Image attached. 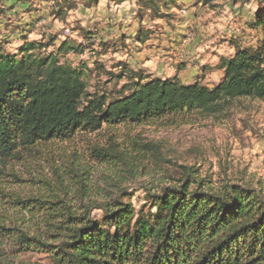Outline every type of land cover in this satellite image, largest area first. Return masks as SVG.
<instances>
[{
	"label": "trees",
	"instance_id": "obj_1",
	"mask_svg": "<svg viewBox=\"0 0 264 264\" xmlns=\"http://www.w3.org/2000/svg\"><path fill=\"white\" fill-rule=\"evenodd\" d=\"M136 1L139 17L146 11L159 17L160 4H176ZM199 1L213 6L215 0ZM254 3L253 16L244 22L254 41L228 40L232 52L219 57L223 74L211 87L198 80L184 84L176 75L160 79L120 71L117 76L127 82L119 89L91 92L82 70L58 57L60 51L83 49L62 41L56 53H40L47 44L25 42L9 53L0 42V182L8 176L22 180L12 172L15 166L103 128L215 116L236 100L264 99V0ZM130 146L111 133L89 148L88 157L73 151L68 160L58 151L57 162L67 161L69 168L55 171V189L9 197L32 229L0 228L14 230L22 249L47 254L51 264H264L260 189L246 183L214 188L196 177L197 169L183 167V177L170 184L142 181L134 190L143 191L144 201L136 206L128 182L137 173L147 175L145 154L155 156L159 147L136 141ZM50 160L56 162L55 156Z\"/></svg>",
	"mask_w": 264,
	"mask_h": 264
},
{
	"label": "rangeland",
	"instance_id": "obj_2",
	"mask_svg": "<svg viewBox=\"0 0 264 264\" xmlns=\"http://www.w3.org/2000/svg\"><path fill=\"white\" fill-rule=\"evenodd\" d=\"M212 3L213 6H207L199 0H176L168 8L160 4L159 17L148 11L139 17L136 0L120 4L111 0H5L0 3V42L9 53L16 52L25 42L47 44L39 49L40 53H56L62 41L83 49L81 53L60 51L58 57L82 70L89 91H110L127 82L126 76H117L120 71L145 76L143 68L126 62L136 49L164 48L178 37L185 39V44L196 42L208 51L221 44L225 48L235 28L247 44L251 34L245 30L246 20L233 14V0ZM250 7L248 3L244 11L248 12ZM139 37L147 38L140 41ZM111 133L121 146L129 147L136 141L159 147L157 155L152 156L151 151L145 154L142 163L147 175L137 173L128 182L136 206L144 201L143 191L134 190L142 181L151 186L170 184L183 177V167L197 169L196 177L214 188L224 183H246L264 194V99H240L215 116L192 114L173 122L137 127L118 125L111 131L103 128L100 134L90 133L42 151L13 168L12 172L22 180L8 176L0 182V227L31 230L23 211L9 197L46 195L56 187L55 171L64 174L62 168H69V162H57L58 151L60 157L68 160L73 151L88 157L89 148L94 143H104ZM52 155L56 162L47 161ZM13 232L0 228V263L51 264L47 254L22 249Z\"/></svg>",
	"mask_w": 264,
	"mask_h": 264
},
{
	"label": "crops",
	"instance_id": "obj_3",
	"mask_svg": "<svg viewBox=\"0 0 264 264\" xmlns=\"http://www.w3.org/2000/svg\"><path fill=\"white\" fill-rule=\"evenodd\" d=\"M240 3L236 4V1L233 0V14L235 16L238 14L237 16L241 20L247 21L253 16L255 10L254 0ZM248 3L251 4V9L246 12L244 8ZM245 30L248 32V29ZM249 34L251 36L247 37L250 43L254 41V37L252 32ZM240 36V32L235 28L233 37ZM231 52V48L229 46L224 48L223 44L214 46L208 51L202 49V46L196 44V42H193L192 45L185 44V39L181 40L178 37L173 38L164 48L154 46L149 47L147 50L144 48L141 50L136 49L133 51V55L126 58V62L129 66L135 64L137 67L143 68V73L149 75V77L164 79L176 75L184 84L198 80L202 84L211 87L220 81L223 74V68L217 66L219 57L227 56Z\"/></svg>",
	"mask_w": 264,
	"mask_h": 264
}]
</instances>
